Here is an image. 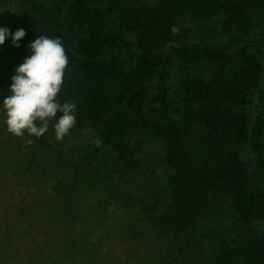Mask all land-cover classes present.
Wrapping results in <instances>:
<instances>
[{
	"label": "trees",
	"instance_id": "1",
	"mask_svg": "<svg viewBox=\"0 0 264 264\" xmlns=\"http://www.w3.org/2000/svg\"><path fill=\"white\" fill-rule=\"evenodd\" d=\"M13 8L24 25L10 33L26 35L0 45V172L27 201L0 206L1 229L50 230L10 264H107L112 237L134 264H264V0H0V28ZM40 35L69 59L60 100L77 122L61 141L51 126L39 139L3 131Z\"/></svg>",
	"mask_w": 264,
	"mask_h": 264
},
{
	"label": "clouds",
	"instance_id": "2",
	"mask_svg": "<svg viewBox=\"0 0 264 264\" xmlns=\"http://www.w3.org/2000/svg\"><path fill=\"white\" fill-rule=\"evenodd\" d=\"M172 31L178 33L179 28L174 26ZM9 35L12 46L18 48V42L25 37L26 32L23 28L15 33L0 28V45L4 44ZM29 45L31 54L26 55L15 68L10 94L3 100L7 130L16 137L27 134L39 139L51 126L57 141H61L70 134L77 122L76 103L60 100L69 64L66 49L61 38H50L47 35H40ZM27 143L33 141L29 139ZM96 143L99 146L100 141Z\"/></svg>",
	"mask_w": 264,
	"mask_h": 264
},
{
	"label": "rangeland",
	"instance_id": "3",
	"mask_svg": "<svg viewBox=\"0 0 264 264\" xmlns=\"http://www.w3.org/2000/svg\"><path fill=\"white\" fill-rule=\"evenodd\" d=\"M15 8L12 9V11L10 12V15L5 20V23H6L5 27L9 29V31L13 29L14 27L12 24L18 25V26L24 25L23 16L21 15L20 12L18 13L15 10ZM230 41L235 43V41L232 39ZM262 88L264 89V85L262 86ZM260 96H264V91L261 92ZM3 131L7 132L8 130L5 129ZM128 188L130 189V191H132L134 188L140 189L141 183H140L139 178L137 179L132 178V180L129 183ZM26 195H27L26 187L22 183L19 176H16L12 172L7 171V170L4 172H0V206H4L8 204L11 200L18 202L22 198L24 199V204L26 205V201H27ZM111 209L113 210V212H115L117 216H121V217L133 216L135 218L137 217V211L131 210L127 206L122 211L121 208L118 207V205L112 204ZM2 213L3 211L1 212V214ZM1 214H0V264H4V263L10 264L13 262L17 263L22 260L24 261L23 256H24V251L26 248L24 247L23 244L31 243V245H34L35 247H41L42 242L45 239V235L49 232L50 229H47L45 227L44 228L40 227L37 225L38 224L37 222H33V224L30 226H24V227L21 226V230L22 231L24 230L23 234H25V238H21L19 236V233H22V231L18 230L17 227H9V228L7 227L8 229L7 231L6 229L5 230L1 229L2 225L4 226V228L6 227L4 223L5 216H2ZM46 227H50V226L48 225ZM54 245L56 244L51 243L48 245H44L45 251L47 253L54 251L56 247H54V249H51V251L50 249H48L50 247H53ZM104 248L107 251H109L108 253L111 254L107 260L108 261L107 264H134L133 260L129 258L128 255L126 254L123 244L117 237H112L110 239H107L105 242ZM22 250H23V254H21ZM195 250L196 249H194L192 252L194 255H195ZM33 254L34 252H32V255ZM212 256L213 255L207 254L206 258H211ZM68 258H65V260H63L62 262L59 258L52 257L48 264H89V263H85V259L81 257H74L69 260ZM202 261L203 262L213 261L215 264L227 263V262H223L221 260H216V259L202 260ZM228 264H231V263H228Z\"/></svg>",
	"mask_w": 264,
	"mask_h": 264
}]
</instances>
